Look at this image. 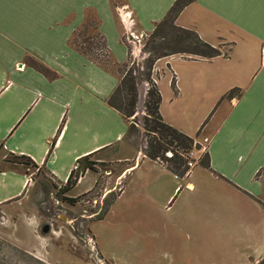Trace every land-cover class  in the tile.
<instances>
[{
    "label": "crops",
    "instance_id": "1",
    "mask_svg": "<svg viewBox=\"0 0 264 264\" xmlns=\"http://www.w3.org/2000/svg\"><path fill=\"white\" fill-rule=\"evenodd\" d=\"M175 1L0 0V148L11 155L28 157L60 186L80 158L91 155L90 159L107 162L117 156L128 122L106 102L120 76L80 55L68 41L80 29L86 14L92 13L112 62L124 64L128 50L121 37L127 29L135 38L150 34ZM125 14L132 20L130 25ZM176 25L194 30L213 47H228L226 56L222 52L206 60L174 55L157 60L152 68L157 88L165 70L171 80L174 78L176 91L171 104L187 101L184 112L191 117L199 115V124L207 118L196 141L205 147L211 171L195 165L183 177H177L143 154L124 156L123 162L132 164L120 176L125 184L108 211L121 201L133 205L136 216L126 225L139 240L146 238L144 231L157 235L158 227L164 231L161 238L170 244L169 235L179 238L176 245L183 238L192 240L188 237L201 229L200 218L208 220L211 211L215 217L217 214L222 229L237 225L251 236L252 217L264 213L258 203L264 202V0H190ZM28 60L52 72L53 79L36 71ZM233 89H238L240 96L224 99ZM145 94L146 89L141 97ZM159 112L165 123L190 135L165 118L161 103ZM145 160L151 164L147 171L151 175L145 179L151 181L153 189H135L127 197L131 180ZM96 174L86 171L79 178L76 186L93 176L82 193L91 189ZM32 183L27 171L0 168V206L14 203ZM144 195L147 198L143 199ZM212 197L218 203L211 202ZM134 198L139 202L134 203ZM193 199L199 201L191 205ZM188 210L200 217L196 221L180 220ZM153 213L169 214L173 221L157 223L150 216ZM168 228L172 234H165ZM165 245L160 242L155 251L145 244L135 256L161 252ZM256 253L253 264L264 257V251Z\"/></svg>",
    "mask_w": 264,
    "mask_h": 264
},
{
    "label": "rangeland",
    "instance_id": "2",
    "mask_svg": "<svg viewBox=\"0 0 264 264\" xmlns=\"http://www.w3.org/2000/svg\"><path fill=\"white\" fill-rule=\"evenodd\" d=\"M113 8L121 19L117 6L115 5ZM125 16L130 25L132 20L127 14ZM91 20H94L93 14L87 13L85 21L90 22ZM85 26V29H79L78 33L80 34L75 37L77 45L85 51L89 50L90 58L99 62V67L115 73V67L110 56H103L100 39L95 32L90 30L88 24ZM132 34L128 29L127 33L121 37V42L123 40L126 44L130 64L134 63L135 66H138L143 61L142 56H147L142 53V49L148 35L135 38ZM89 37L91 38L89 40L91 45L83 42ZM222 47V52L226 54L228 47ZM134 57L136 58L134 59ZM28 63L33 65L31 60H28ZM161 65L162 63L159 64V66ZM170 76L165 70L164 73L160 74L158 83L162 97L161 108H163L165 118L188 132L195 141L200 140L201 134L197 133L207 118L199 124V115L191 117L188 115L189 112H184V105L187 101L181 100L175 105L171 104L175 93L171 88ZM145 85L146 83H143L138 86L135 119H130V121L135 122L138 132L128 138L125 137L122 151L107 162H98L97 157L90 159L96 163L94 166L97 173L96 181L91 189L84 193L82 191L90 186L93 176H88L81 184L77 185L69 194L71 198L77 199L72 205L60 201L57 203L56 200H59L60 195L56 192L60 185L53 182L42 169L13 164L14 156L0 148V168L26 169L25 171L33 180L29 191L22 197L12 204L0 206V264H110L107 261L114 264H253L257 257L256 252L264 251L263 212L262 214L259 213L257 217H252L253 233L251 236H247L237 225H229L226 230L222 229L217 223V214L215 217L211 211V217L208 220L200 218L201 229H197L198 231H195L194 236L189 235L188 238L193 239L186 240L183 238L179 240L180 243L177 245L179 238L169 235L173 233L171 228L165 230V234L169 235L172 244L161 238L164 234V231L160 229L162 227H158L157 232H155L157 235L151 231H144L143 235L146 238L143 237L142 240H139L135 237L126 224L129 222V218L136 216V213L132 211L133 205L128 204L126 206L122 204L123 201L119 202L120 204H115L114 208H111L101 221H96V215L119 194L120 189L125 184V179L120 180V176L125 174V168L132 162L125 164L122 158L130 156V154L133 155L135 152L144 155L146 137L143 131V117L145 115L143 105L145 97L142 98L141 96L142 92L147 90L148 85ZM176 105L182 113H177L179 110H177ZM198 145L199 149L193 150L192 156L195 165H198L206 153L203 146ZM170 154L168 152L166 156L170 157ZM117 158H120V161ZM150 165V162L145 160L141 168L135 172L131 180L132 188H129L127 197L133 195L135 189L137 191L153 189L151 181L145 179L151 175V173H147ZM147 196L144 195L142 198H147ZM65 197L68 196L65 195ZM139 198H134L137 201L134 203H138ZM209 200L214 203L219 201L213 197ZM146 201H149V198ZM198 201L193 199L191 205ZM150 216L157 223L165 224L173 221L169 214L165 213H153ZM199 217L188 210V213L182 216L180 220L196 221L195 219ZM227 221L229 222L230 219ZM205 224H210V226ZM45 226L49 227V231L43 234L42 229ZM162 241L166 244L164 248L162 246L163 249L161 248L163 251L155 252L160 248ZM145 244L147 247L155 248V251L151 252L150 256L144 255L137 258L135 252H138L139 248L144 247ZM17 251L26 253L30 258L20 255ZM165 251L167 253H163Z\"/></svg>",
    "mask_w": 264,
    "mask_h": 264
},
{
    "label": "trees",
    "instance_id": "3",
    "mask_svg": "<svg viewBox=\"0 0 264 264\" xmlns=\"http://www.w3.org/2000/svg\"><path fill=\"white\" fill-rule=\"evenodd\" d=\"M189 3L190 0H176L166 16L154 25V29L148 34L142 49V53L147 56L143 59L140 65L135 66L134 63L130 64L129 59L126 63L121 65L112 62L115 67L114 72L120 76V81L106 102L110 108L114 109L128 122V130L126 134V137L128 138L138 132L135 122L130 121L131 118H133V120L135 119L134 114L138 101V86L143 83L148 85L143 105L145 110V115L143 117V131L146 137L144 156L151 161L159 162L170 173L177 177H183L186 174L188 170L186 166L188 154L193 150L199 149V145L195 139L168 125L161 117L159 112L161 95L157 85L152 80L153 65L159 59L174 55L206 60L222 55L221 46L213 47L204 42L194 30L181 28L176 25L178 15ZM86 23L90 30L95 32L96 36L100 39L103 56H108L106 41L97 31L99 25L97 19L94 17V20H91L90 22L84 21L80 28L85 29V25H87ZM78 32L79 30L69 39L68 44L74 47L80 55L99 65V62L90 58L89 50L85 51L77 45L75 37L79 36L80 33ZM89 40H91L90 37L86 38L83 42L91 45ZM122 43H124L123 40ZM124 45L126 46L125 43ZM226 54L223 53L224 56H226ZM32 67L47 79H53L54 74L42 65L33 63ZM171 88L174 92L176 91L174 78L171 80ZM239 96L240 91L238 89H233L224 96V99L231 100L232 98ZM168 152L171 153L170 157L166 156ZM13 156L15 158L13 164L15 165L20 164L37 167L36 164L26 156ZM90 157L91 155H88L77 160L75 168L70 172L64 185L58 187L56 192V194L60 195L58 201L66 204L69 203L70 205L76 202L77 199L65 197V195L76 186L79 178L83 176L86 171L95 172L94 166L96 163L90 161ZM198 165L211 171L209 156L207 153L204 154L203 159L198 162ZM25 170L26 169H21V171L24 172ZM115 198L116 196L106 204V207L102 208L100 213L96 215V221H99L104 217ZM258 203L264 209V202L258 201ZM17 253L24 257H29L24 252L17 251ZM257 264H264V257Z\"/></svg>",
    "mask_w": 264,
    "mask_h": 264
},
{
    "label": "built area",
    "instance_id": "4",
    "mask_svg": "<svg viewBox=\"0 0 264 264\" xmlns=\"http://www.w3.org/2000/svg\"><path fill=\"white\" fill-rule=\"evenodd\" d=\"M128 30V29H127ZM140 50H138V52H139ZM140 53V52H139ZM146 56L144 55V56H142V60L145 58ZM136 57H134V59H135ZM204 148V151H206V149H205V147H203ZM171 155V154H170ZM169 155V156H170ZM192 156H193V151H191L189 154H188V161H187V163H186V166H187V172L186 173H188L194 166H195V162L194 161H192ZM57 201V203H59V201L58 200H56Z\"/></svg>",
    "mask_w": 264,
    "mask_h": 264
},
{
    "label": "water",
    "instance_id": "5",
    "mask_svg": "<svg viewBox=\"0 0 264 264\" xmlns=\"http://www.w3.org/2000/svg\"><path fill=\"white\" fill-rule=\"evenodd\" d=\"M19 66H21V65H19ZM145 86H146V85H145ZM48 231H49V227H48V226H45V227L42 229V233H43V234L48 233Z\"/></svg>",
    "mask_w": 264,
    "mask_h": 264
}]
</instances>
